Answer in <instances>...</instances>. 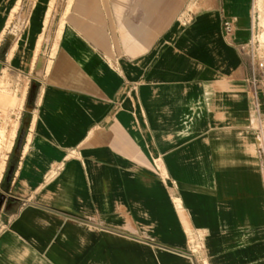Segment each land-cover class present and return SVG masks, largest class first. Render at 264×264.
Segmentation results:
<instances>
[{"label": "crops", "instance_id": "1", "mask_svg": "<svg viewBox=\"0 0 264 264\" xmlns=\"http://www.w3.org/2000/svg\"><path fill=\"white\" fill-rule=\"evenodd\" d=\"M50 2L0 0V264H264L255 0Z\"/></svg>", "mask_w": 264, "mask_h": 264}, {"label": "rangeland", "instance_id": "2", "mask_svg": "<svg viewBox=\"0 0 264 264\" xmlns=\"http://www.w3.org/2000/svg\"><path fill=\"white\" fill-rule=\"evenodd\" d=\"M54 1L55 0H51L50 5L48 6V10L46 11V15L43 21L44 28H46L48 25L50 13L54 7H55V12H56V8L58 9V7H62L63 9L65 8L64 10L67 11L68 6L71 2V0H62V1L59 0L58 4L54 5ZM255 9H256L255 18H256V29H257L256 38L260 44V48L262 52L264 53V0H255ZM59 24L60 23H53V28L50 36V40L52 41L55 40L58 35V32L57 34L55 33V29H57V25ZM51 50L52 48H50V46L41 48V52L42 54H44V57H42V66L45 65L46 61L49 59V56L53 55V51ZM4 80L2 79L0 80V87H3V89L0 88V96L8 100L9 98H15L16 104L14 107H9L7 110L0 109V178L2 176V171L4 168L7 153L11 149L12 140L18 128L19 111L22 108V102H23V98L18 99L14 96L8 95L5 91H1V90H5L6 87H8L7 80H5V82ZM21 89L23 88L21 87L20 90Z\"/></svg>", "mask_w": 264, "mask_h": 264}, {"label": "built area", "instance_id": "3", "mask_svg": "<svg viewBox=\"0 0 264 264\" xmlns=\"http://www.w3.org/2000/svg\"><path fill=\"white\" fill-rule=\"evenodd\" d=\"M234 20H224L222 30L226 37L233 33ZM256 18L254 14L253 26L251 29V38L246 47L249 52L250 59L259 69L264 68V53L260 48V44L256 38ZM245 48V47H243ZM255 124H254V138L258 146V159L260 168L263 174L264 187V89L254 104ZM201 238L194 237L192 234L188 235V249L192 253H198L202 249Z\"/></svg>", "mask_w": 264, "mask_h": 264}, {"label": "water", "instance_id": "4", "mask_svg": "<svg viewBox=\"0 0 264 264\" xmlns=\"http://www.w3.org/2000/svg\"><path fill=\"white\" fill-rule=\"evenodd\" d=\"M0 71H1V64H0ZM15 104H16L15 98H9L8 100L0 96V109L1 110H7L9 107H14Z\"/></svg>", "mask_w": 264, "mask_h": 264}]
</instances>
